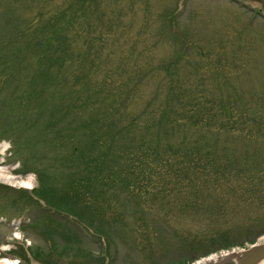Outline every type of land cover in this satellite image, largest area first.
<instances>
[{
  "label": "trees",
  "instance_id": "1",
  "mask_svg": "<svg viewBox=\"0 0 264 264\" xmlns=\"http://www.w3.org/2000/svg\"><path fill=\"white\" fill-rule=\"evenodd\" d=\"M34 3L35 22L17 25L0 42V136L13 134L21 173L33 172L39 186L32 192L20 191L19 199L7 204L36 203L47 215L59 214L84 230L89 226L83 216L97 218L96 203L99 198L106 201L108 192L116 199L106 201L108 209L118 204L120 194L140 199L175 193L181 197L180 205L202 206L195 202L203 198L207 186L239 177L249 184L246 193L251 190L250 196L257 194L255 198L263 202L264 157L252 153L239 159L228 140L259 133L261 126L249 122L257 114L241 100L237 82L230 79L235 75L213 73L211 89L195 71L183 72L179 61L157 64L144 71L162 72L164 88L130 115L124 112L125 105L133 103L130 99L140 86L128 68L132 55L93 80L107 59L95 41L100 36H95L96 30L104 27L97 22L106 19L99 0H66L59 10L51 0ZM79 41L85 49L73 47L72 42ZM6 90L8 97L2 99ZM45 147L50 153L44 161L36 159ZM227 192L235 194L232 189ZM224 205L227 208L221 203L213 209ZM119 217L112 215L108 221L118 223ZM104 231L100 229L107 238ZM101 235L96 238L103 239ZM227 237L221 243L229 247L232 241ZM33 255L42 264L62 262L59 253Z\"/></svg>",
  "mask_w": 264,
  "mask_h": 264
},
{
  "label": "rangeland",
  "instance_id": "2",
  "mask_svg": "<svg viewBox=\"0 0 264 264\" xmlns=\"http://www.w3.org/2000/svg\"><path fill=\"white\" fill-rule=\"evenodd\" d=\"M34 2L0 0V42L13 34L17 25L35 22ZM99 2L106 19L97 22L104 27L96 30L95 36H100L95 41L107 59L93 80L98 81L120 58L132 55L128 68L140 86L138 94L130 99L133 103L125 105V113L135 114L164 88L160 83L162 72L144 71L157 64L179 61L183 72L195 71L203 77V86L211 89L215 75H235L236 81L234 76L230 79L237 82L236 88L244 97L241 100L257 114L256 118L249 117V122L261 126L259 133L228 140L239 159L252 153L264 157V0ZM65 3L66 0H51L58 10ZM71 30L70 36L74 35ZM72 43L79 50L86 48L83 41ZM7 92L2 99H7ZM13 137L0 136V168L4 171L0 173V260H8L9 264H42L33 254L40 253L42 257L47 252L59 253L62 262L56 264H224L233 263L235 255L251 242L264 241V199L260 202L255 198L257 194L250 196L251 190L246 193L245 186L249 184L239 177L207 186L203 198L195 202L202 206L192 202L180 205L181 197L175 193L140 199L120 194L118 204L108 209L106 201L116 200L108 192L106 201L99 198L96 203L98 209L93 213L97 218L89 220L88 213L83 216L88 231L59 214L47 215L40 205L24 203L27 200L7 204V200L19 199L20 191L32 192L39 186L33 172L21 173L20 157L13 152ZM50 150L45 147L35 158L44 161L43 156ZM54 171L55 176L60 174L59 169ZM229 189L235 194H229ZM217 201L227 208L224 205L219 211L213 209L221 204ZM112 215H120L121 221H108ZM101 228L107 238L101 235ZM91 235H101L103 239L94 241ZM226 235L232 241L229 247L221 243Z\"/></svg>",
  "mask_w": 264,
  "mask_h": 264
},
{
  "label": "water",
  "instance_id": "3",
  "mask_svg": "<svg viewBox=\"0 0 264 264\" xmlns=\"http://www.w3.org/2000/svg\"><path fill=\"white\" fill-rule=\"evenodd\" d=\"M233 264H257L264 259V241H257L235 255Z\"/></svg>",
  "mask_w": 264,
  "mask_h": 264
},
{
  "label": "bare ground",
  "instance_id": "4",
  "mask_svg": "<svg viewBox=\"0 0 264 264\" xmlns=\"http://www.w3.org/2000/svg\"><path fill=\"white\" fill-rule=\"evenodd\" d=\"M4 172L1 168H0V173ZM10 262L8 260H0V264H9ZM257 264H264V259H262L260 262H258Z\"/></svg>",
  "mask_w": 264,
  "mask_h": 264
}]
</instances>
